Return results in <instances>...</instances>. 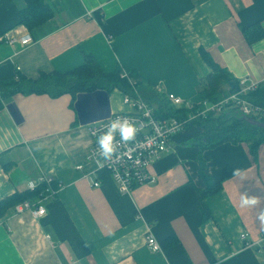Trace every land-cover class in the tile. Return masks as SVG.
Listing matches in <instances>:
<instances>
[{
    "label": "crops",
    "instance_id": "0c3cea01",
    "mask_svg": "<svg viewBox=\"0 0 264 264\" xmlns=\"http://www.w3.org/2000/svg\"><path fill=\"white\" fill-rule=\"evenodd\" d=\"M44 1L51 17L28 29L18 14L24 1L0 0V80L65 72L90 54L105 72L132 71L161 94L198 103L197 86L211 71L200 49L237 81L264 77V0ZM255 23L263 35L249 43L241 27ZM26 33L25 46L5 39ZM2 104L0 200L42 174L62 186L40 201L39 217L13 206L0 215V264H264L263 143L254 154L246 142L201 149V127L191 125L149 166L154 183L122 193L88 158L87 130L129 110L122 91L78 92L73 102L68 93L17 92ZM200 160L209 180L221 183L204 196ZM241 193L256 203L241 205ZM149 227L160 252L145 246Z\"/></svg>",
    "mask_w": 264,
    "mask_h": 264
},
{
    "label": "trees",
    "instance_id": "16d2710c",
    "mask_svg": "<svg viewBox=\"0 0 264 264\" xmlns=\"http://www.w3.org/2000/svg\"><path fill=\"white\" fill-rule=\"evenodd\" d=\"M24 6L18 9L20 23L28 29L38 26L51 17L52 11L44 0H23ZM241 30L250 43L263 35V31L258 23L241 27ZM203 60L210 67L211 71L201 80L197 86L202 98L209 101H216L225 94L222 86L228 85L232 80L237 86L231 74L218 66L206 52L199 50ZM120 68H115L111 72L101 70L98 63L90 54H84L83 62L77 67L65 71L39 72L35 78H28L20 73L14 77L0 80V108L2 101L13 93H45L51 97L68 93L73 102L76 93L91 91L96 88L111 91L118 89L123 93L132 94V86L127 78L121 77ZM130 79L134 80V88L140 95L154 107V115L158 118L180 117L185 113L183 108H173L166 98L155 91L147 83L142 82L136 73L127 72ZM228 91H232L229 88ZM248 99L264 109V81L259 82L254 90L249 92ZM249 118V117H248ZM260 121H264L261 119ZM191 125L201 127V132L197 136V144L201 149L211 148L220 143L229 142H246L249 144L251 152L254 154L257 146L264 144V127L248 123L243 119V115L235 113L233 110L223 112L218 116H208L205 119H197L187 124L185 128ZM199 172L201 177L207 182V186L201 191V196L211 194L221 187L219 181L212 182L204 173V161L199 162ZM44 184L37 185L33 190L27 188L21 192H15L0 200V215L8 208L23 200H34L44 195ZM233 264H241L235 262Z\"/></svg>",
    "mask_w": 264,
    "mask_h": 264
},
{
    "label": "built area",
    "instance_id": "2783aa9c",
    "mask_svg": "<svg viewBox=\"0 0 264 264\" xmlns=\"http://www.w3.org/2000/svg\"><path fill=\"white\" fill-rule=\"evenodd\" d=\"M5 39L9 44L18 43L20 46L31 42V37L27 33L20 38L7 35ZM262 62L264 67V59ZM120 76L127 78L133 88L132 94L123 93V102L129 110L113 113L104 119L93 122L88 125L87 130L90 136L88 158L95 163L96 168L109 172L117 190L122 193H127L134 186L155 182V175L149 172V166L170 149L173 135L194 120L218 116L228 110L255 120L264 119V109L248 99L249 92L254 90L259 82H263L264 77L258 82L246 77L241 78L237 81L234 91L232 90L216 101L202 98L198 103H192L184 101L173 93H163L162 95L173 108H183L185 113L180 117L158 118L154 115V107L145 101L134 88V80L130 79L127 72H122ZM154 89L161 94L159 87L156 86ZM118 118L126 119L134 124L137 131L135 136L128 141L120 140L117 134L114 138L115 151L105 159L100 155L96 137L107 130L112 120ZM75 168L81 170L83 166L78 164ZM40 184L45 185L44 195L34 200H23L17 203L13 207L15 213L27 210L34 218L44 214L45 209L40 201L47 198L52 199L62 184L55 182L50 174H42L36 180L30 181L27 189L33 190ZM92 185L98 186L99 183L94 181ZM147 232L145 246L150 252H160L161 245L150 233V227L147 228ZM240 237L245 240L246 234L242 233Z\"/></svg>",
    "mask_w": 264,
    "mask_h": 264
},
{
    "label": "clouds",
    "instance_id": "9594fccd",
    "mask_svg": "<svg viewBox=\"0 0 264 264\" xmlns=\"http://www.w3.org/2000/svg\"><path fill=\"white\" fill-rule=\"evenodd\" d=\"M136 127L134 124L126 119L118 118L112 120L106 131L100 133L96 137V144L98 146L100 155L105 159L109 158L115 151L114 138L118 134L120 140L128 141L132 139L136 134ZM256 203L254 197L241 193L240 204L245 206H251ZM258 218L264 223V209L258 214Z\"/></svg>",
    "mask_w": 264,
    "mask_h": 264
},
{
    "label": "water",
    "instance_id": "95a60500",
    "mask_svg": "<svg viewBox=\"0 0 264 264\" xmlns=\"http://www.w3.org/2000/svg\"><path fill=\"white\" fill-rule=\"evenodd\" d=\"M228 86L230 89H233L235 84L232 80L228 81ZM243 119H245L248 123L256 125V126H260V127H264V121H260V120H255L252 118H248L246 116H243Z\"/></svg>",
    "mask_w": 264,
    "mask_h": 264
},
{
    "label": "rangeland",
    "instance_id": "374dc122",
    "mask_svg": "<svg viewBox=\"0 0 264 264\" xmlns=\"http://www.w3.org/2000/svg\"><path fill=\"white\" fill-rule=\"evenodd\" d=\"M232 90L234 91V89H232ZM229 92H231V91H229ZM229 92H226V93L224 94V96H225L226 94H228ZM122 93H123V92H122ZM222 96H223V95H222ZM222 96H221V97H222Z\"/></svg>",
    "mask_w": 264,
    "mask_h": 264
}]
</instances>
